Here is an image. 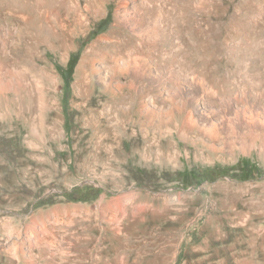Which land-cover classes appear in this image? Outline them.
Returning a JSON list of instances; mask_svg holds the SVG:
<instances>
[{
    "label": "rangeland",
    "instance_id": "obj_1",
    "mask_svg": "<svg viewBox=\"0 0 264 264\" xmlns=\"http://www.w3.org/2000/svg\"><path fill=\"white\" fill-rule=\"evenodd\" d=\"M0 1V83L12 86L0 93V264H264V0H57L39 42ZM145 11L185 110L122 122L97 102L98 115L82 114L73 85L85 52L124 20L145 30ZM40 91L57 93V130ZM195 120L243 136L230 146L189 131L174 148L171 134ZM78 188L101 193L77 201Z\"/></svg>",
    "mask_w": 264,
    "mask_h": 264
},
{
    "label": "bare ground",
    "instance_id": "obj_2",
    "mask_svg": "<svg viewBox=\"0 0 264 264\" xmlns=\"http://www.w3.org/2000/svg\"><path fill=\"white\" fill-rule=\"evenodd\" d=\"M107 1L108 0H96L92 8L96 10L100 7H104L108 3ZM3 2L5 18H9L18 23L19 26L25 28L29 35L28 37H31L33 42L41 41L44 35L43 32H46L49 27L53 28L52 13L53 6L56 4L57 0H4ZM144 2L146 9L149 8L148 1L144 0ZM153 16L154 15L148 11L145 13V16H140L142 17L139 20L140 25L146 24L145 30L141 32L130 29L127 20L122 21L120 26H115V28L112 29L105 40L96 41V43L85 52L78 65L75 74L76 81L73 85L76 94L75 102H78L77 105L80 107V110H82V114L86 112L98 115V110L96 108L98 107L96 106L97 102L99 105L105 106V104H108L110 107L111 105L115 106L114 109L111 107L110 110H107V108L103 106L106 108L103 114L106 113L108 117H112V119H110L111 121L117 118V116H120L122 122L134 117L139 120L146 118L151 122V119L160 115L158 113L159 106L161 107L168 103H170L173 110L178 111V113L185 110L186 103L183 101L184 95L180 78L176 77L174 79V76L169 77L173 85L172 90L170 91L166 87L169 81L166 76L167 74H165V67L162 66V62L166 59L164 51L165 40H163L162 33H160L156 27H152ZM137 24L135 25L137 26ZM173 42L176 45L179 44L177 40H173ZM158 57H163V61L160 60L161 63L158 61ZM39 75L43 81L49 84L52 90L57 89L58 82L55 76L51 75V73L47 72L45 69H39ZM185 75L191 78V80H194L191 74L187 73ZM94 78L101 84V92L98 91ZM12 85L15 84L13 83ZM27 86L28 85H26V87ZM11 87L10 83L4 86H1L0 83V93L9 91ZM26 89L28 90V87ZM50 93H52V91ZM35 94L36 98L43 103L45 112L51 115L50 124L52 129L57 130L60 128L61 117L59 104L57 102V93L53 92L55 100L48 99L44 91ZM178 98L183 102L181 103L178 101ZM213 103L212 100L205 102L207 107H210ZM106 114H104V116ZM219 127L221 126L216 124L210 125L206 122L200 125L196 120L191 124L187 121V123H184L180 133L176 134L175 132L171 134L173 140L170 141V144L175 148V142L178 146L179 143L177 140H185L189 131H192V133L201 131L202 133L205 132L209 134V136L215 140L224 139L226 137V142L232 146L234 143L233 137H238L237 134H239V129H236V126L228 127L227 129H225V127H222L224 129H220ZM107 130L108 129H106V131ZM240 134L239 137L243 136L242 133ZM175 151L177 153L176 157H178L179 153L177 149Z\"/></svg>",
    "mask_w": 264,
    "mask_h": 264
},
{
    "label": "trees",
    "instance_id": "obj_3",
    "mask_svg": "<svg viewBox=\"0 0 264 264\" xmlns=\"http://www.w3.org/2000/svg\"><path fill=\"white\" fill-rule=\"evenodd\" d=\"M74 67H75V62H74V58H72L68 63L67 72L70 74L74 70ZM67 80H69V76H67ZM90 191H95L98 194L101 193L100 189L93 190V189H81V188L74 190L73 193L77 194L78 196H82V195L85 196L86 194L90 193ZM83 196L80 199H77V201H85L86 198Z\"/></svg>",
    "mask_w": 264,
    "mask_h": 264
}]
</instances>
